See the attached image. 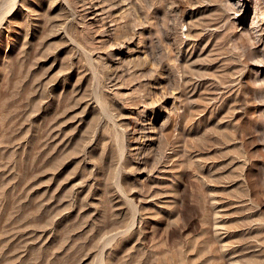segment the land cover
<instances>
[{
  "label": "rangeland",
  "instance_id": "obj_1",
  "mask_svg": "<svg viewBox=\"0 0 264 264\" xmlns=\"http://www.w3.org/2000/svg\"><path fill=\"white\" fill-rule=\"evenodd\" d=\"M97 2L0 0V264H264V0Z\"/></svg>",
  "mask_w": 264,
  "mask_h": 264
},
{
  "label": "bare ground",
  "instance_id": "obj_2",
  "mask_svg": "<svg viewBox=\"0 0 264 264\" xmlns=\"http://www.w3.org/2000/svg\"><path fill=\"white\" fill-rule=\"evenodd\" d=\"M8 1H9V0H8ZM96 2H97V0H96V1H95V0H82L81 7H82V9H84V10H85V9H88V11L91 10V12H93V11H95V9H96L95 6H96L97 3H98V2H97V3H96ZM10 3H11V5H15V4H16V0H10ZM99 3H100V2H99ZM101 3H102V1H101ZM20 7H21V6H20ZM25 15H26V14H25ZM1 17H2V16H1ZM1 17H0V18H1ZM31 18H32V17H31ZM190 25H191V24H190ZM212 29H213V28H212ZM212 29H211V30H212ZM13 30H14V29H13ZM214 30H215V29H214ZM13 32H14V31H13ZM15 32H16V31H15ZM192 35H193V34H191V33L188 32V36H189V37H191ZM263 63H264V62H263ZM258 65H259V66H263L264 64H258ZM189 66H190V65H189ZM221 66H222V65H221ZM219 67H220V66H219ZM219 70H220V69H219ZM230 74H231V72H230ZM200 79H201V78H200ZM191 82H192V81H191ZM193 87H194V86H193ZM193 89H195V88H193ZM145 132H146V131H145ZM137 138H139V137H137ZM136 141H137V140H136ZM134 148H135V147H134ZM174 150H175V149H174ZM173 152H174V151H173ZM215 231H217V229H216ZM216 234H218V233H215V235H216ZM225 235H226V234H225ZM218 237H219V236H218ZM218 237H217V238H218ZM223 237H224V236H222V234H221V236L219 237V239H222V240H223ZM223 242H224V241H222L221 246H223V248H224L223 250H226V248H225V247H226V244H225V242H224V243H223ZM223 252H224V251H223ZM225 252H226V251H225ZM225 252H224V253H225Z\"/></svg>",
  "mask_w": 264,
  "mask_h": 264
}]
</instances>
